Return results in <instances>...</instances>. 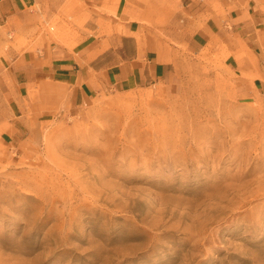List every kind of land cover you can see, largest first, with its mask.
Returning <instances> with one entry per match:
<instances>
[{"label": "rangeland", "instance_id": "374dc122", "mask_svg": "<svg viewBox=\"0 0 264 264\" xmlns=\"http://www.w3.org/2000/svg\"><path fill=\"white\" fill-rule=\"evenodd\" d=\"M226 58L78 110L0 71V264H264V91Z\"/></svg>", "mask_w": 264, "mask_h": 264}, {"label": "crops", "instance_id": "0c3cea01", "mask_svg": "<svg viewBox=\"0 0 264 264\" xmlns=\"http://www.w3.org/2000/svg\"><path fill=\"white\" fill-rule=\"evenodd\" d=\"M65 17L68 48L44 29ZM205 51L227 52L264 91V0H0L1 73L20 92L36 83L38 99L45 84L66 86L70 110L102 88L172 89L186 58Z\"/></svg>", "mask_w": 264, "mask_h": 264}]
</instances>
